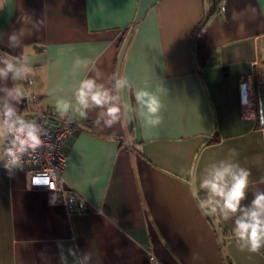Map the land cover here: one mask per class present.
<instances>
[{"label": "crops", "instance_id": "0c3cea01", "mask_svg": "<svg viewBox=\"0 0 264 264\" xmlns=\"http://www.w3.org/2000/svg\"><path fill=\"white\" fill-rule=\"evenodd\" d=\"M30 18L44 27L24 49L8 47L7 34L31 28ZM0 33V55L23 54L35 71L16 82L30 95L23 115L58 116L55 101H72L62 186L84 203L77 212L51 203L29 185L31 166L10 175L0 161V264H61V252L76 264L70 249L80 264H264V249L235 246L232 221L201 214L180 172L198 174L235 148L254 182L242 203L264 190V0H0ZM78 60L96 61L105 80L116 73L158 94L162 123L143 126L127 89L121 124L94 128L95 110L82 120ZM241 77L250 81L253 119L240 115Z\"/></svg>", "mask_w": 264, "mask_h": 264}, {"label": "clouds", "instance_id": "9594fccd", "mask_svg": "<svg viewBox=\"0 0 264 264\" xmlns=\"http://www.w3.org/2000/svg\"><path fill=\"white\" fill-rule=\"evenodd\" d=\"M23 21L24 24L30 23L31 28L24 26L8 33V47L24 49L25 37L39 32L45 23L43 19ZM4 35L0 33V43ZM77 67H81L84 74L74 87V111L82 120H88L89 113L95 110L96 116L92 120L94 128L103 131L122 123L129 111V105L121 103L120 93L125 89L134 95L136 114L142 118L143 126L151 128L162 123L164 105L158 94L147 89H136L129 80L116 73L107 75L105 80V73L97 67L96 61L78 60ZM34 75V69L26 63L23 54L0 55V93H3L0 96V161H3V167L10 175L13 170L24 168L26 157L38 154L46 146L41 137L49 135L45 126L48 121L43 115L39 117L42 123H38L37 117L26 118L19 108L26 100L30 101V95L16 82L28 81ZM9 79L13 82L11 87L7 86ZM55 108L68 129L74 123L72 101L58 98ZM238 156V151L230 148L223 159L208 162L198 174L192 167L181 168L180 172L190 179L189 194L201 214L214 216L225 224L232 221L230 232L235 246L242 252L259 254L264 249V190L257 188L251 201L242 203L254 182L250 180L251 171L239 163ZM259 183L264 184V177L260 178ZM97 214L104 215L103 209L98 208ZM69 254L73 255L76 264H80V258L73 250L70 249ZM91 259V254L85 252L83 260ZM60 260L61 264H68L63 252Z\"/></svg>", "mask_w": 264, "mask_h": 264}, {"label": "built area", "instance_id": "2783aa9c", "mask_svg": "<svg viewBox=\"0 0 264 264\" xmlns=\"http://www.w3.org/2000/svg\"><path fill=\"white\" fill-rule=\"evenodd\" d=\"M220 0H211L215 5ZM240 94V115L243 119H253L255 117V101L250 93V81L247 77L239 80ZM43 115L48 121L45 125L49 135L42 136L45 140V147L32 157H26L24 166H31L29 174V185L34 188H41L46 191L48 201L51 203H62L68 211H82L84 209L83 200L69 189L62 186V171L66 164L65 155L62 152L64 140L72 133L76 122L69 126H64V121L56 116L53 111H40L35 115L26 114V118L37 117V122L42 123L39 117ZM56 120V123L53 122Z\"/></svg>", "mask_w": 264, "mask_h": 264}, {"label": "water", "instance_id": "95a60500", "mask_svg": "<svg viewBox=\"0 0 264 264\" xmlns=\"http://www.w3.org/2000/svg\"><path fill=\"white\" fill-rule=\"evenodd\" d=\"M54 123H56V120H53Z\"/></svg>", "mask_w": 264, "mask_h": 264}]
</instances>
